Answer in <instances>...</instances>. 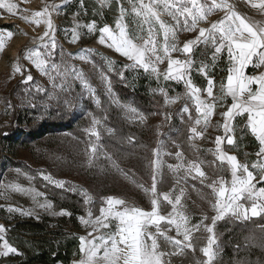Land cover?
Here are the masks:
<instances>
[{
	"label": "snow or ice",
	"instance_id": "obj_1",
	"mask_svg": "<svg viewBox=\"0 0 264 264\" xmlns=\"http://www.w3.org/2000/svg\"><path fill=\"white\" fill-rule=\"evenodd\" d=\"M22 2H27V0H22ZM100 3L101 6L107 5L109 0H100ZM252 6L264 10V0H260L258 4L253 3ZM57 7L59 6L55 4L48 5L41 11L22 16L26 22L37 26L41 23L46 25V30L39 37L40 45L33 50L26 49L27 54L24 58L45 75H49L51 70L56 72L57 76L65 77L60 85L53 83V87H60L64 90L69 67L64 64V70L61 72L62 65L50 64V59L57 48L55 28L51 19L52 11ZM0 8L6 9L10 14H16L18 11L27 12L11 0H0ZM217 10L224 11L225 16L211 23L208 28L200 27L201 23L207 22L208 17ZM133 11L136 17L142 18V22H138L141 32H143V24L149 25L146 37L140 34H130L128 26L121 22L125 12L121 8V19L116 23L118 32L105 25L99 29L101 33L99 43L105 44L107 37V40L111 42L107 46L132 61L131 67L138 66L157 80L162 77L164 81L184 83L186 92L183 97H167L163 89L160 91L166 97V105L182 98L186 99L182 112L188 113V119L192 122L189 128V141L203 138L211 118L216 114L217 107H226V110L220 113L223 123L217 126L223 129V135L215 137V149L209 150L215 156L213 164L218 173L216 179L205 184L208 176L202 168L204 161L197 159L185 164L182 152L175 153L176 158L181 162L177 165H169L170 169L177 172L183 169L185 179L187 177L200 178L201 183L211 189L214 197L211 207L216 215L211 217V225L204 224V220L209 219L206 215L202 217L199 224H191L186 207L181 203L183 189H181V195L176 196L174 200L168 193L160 194L163 201L172 206L170 212L162 214V202L157 194L156 176L153 175L151 188L144 189L146 193H152L150 210L129 204L122 198L110 196L105 199L106 206H101L99 209V216L93 219L92 212L89 211L87 219L80 217L81 223L85 227H91L92 231L88 233L90 238L79 237L80 259L74 260L72 264H171V261L166 259L167 257L182 255L185 249L195 251L193 233L199 232L201 227L209 234L206 237V246L201 248L203 255L207 258L202 264H213L216 256L213 246L217 243L214 228L217 221L229 215L237 220L247 221L251 217L264 214V186L257 187L258 184L264 185V71L255 75L246 73L249 66L257 69L264 68V25L246 21L234 11L228 0H149L148 3L138 0V3H133ZM162 14L171 17L175 23H167L161 18ZM154 23L159 25V30L154 29ZM80 27L87 28L89 32L96 30L95 21L85 25L77 23L76 28ZM197 30L198 35L195 38L188 39L182 47L179 46L178 31L196 32ZM161 34L162 42L157 39ZM6 36L11 38L13 33L7 31ZM78 39L79 33L74 28L71 42L75 43ZM4 40V33H0V50L5 47ZM209 44L214 47L213 63L217 60L218 54L225 50L229 61L227 75L219 83L218 94L215 91L217 87L215 78L208 76V65L203 61L197 71L207 77V87L201 89L191 79V71L196 63L192 58L194 50L200 45L207 47ZM40 48L44 51L41 52ZM176 52L185 58L173 57L172 54ZM79 58L86 60L87 56ZM165 61L167 67L161 71L159 65ZM14 70L21 72V66L17 64ZM71 72L75 73L78 79L82 77V73L77 72L75 68H71ZM50 79L54 78L50 76ZM32 80V75L28 74L23 82L27 83ZM84 83L88 86L86 81ZM67 87L70 88L71 85L68 84ZM37 91H43V89L38 88ZM202 92L206 93V97H202ZM228 98H231L232 102L226 106ZM187 101L194 102L197 113L194 119ZM125 107L130 113L137 114L136 108ZM245 114L244 130L250 132L260 146L255 153L257 159L251 165L241 162L236 155L229 154L222 147L224 144L235 145L234 121L237 117H244ZM166 118H170V115L166 114ZM139 119L143 121L146 117L139 114ZM97 123L99 121L94 119L93 124ZM201 125L202 128L198 130ZM90 131L92 135L99 138L95 127ZM91 151L95 153L94 145ZM89 164H91V159ZM225 170L230 173V180H226L222 175ZM44 179L51 180V177L45 176ZM56 183L57 186L63 187V182ZM9 187L15 191H24L19 185ZM247 201H251L250 206L243 203ZM39 207L48 210L52 208V204H39ZM8 211L21 210L9 208ZM21 214L32 215L33 213L21 211ZM59 214L70 215L63 210ZM173 228L176 232L175 237L167 234ZM102 229L108 231H102ZM7 231L3 225H0V256L6 257L10 253L21 254L5 238ZM93 233H98V235H93ZM181 236L182 239L177 238ZM161 241L163 245L170 246L173 250L167 251L165 247H162Z\"/></svg>",
	"mask_w": 264,
	"mask_h": 264
},
{
	"label": "rangeland",
	"instance_id": "obj_2",
	"mask_svg": "<svg viewBox=\"0 0 264 264\" xmlns=\"http://www.w3.org/2000/svg\"><path fill=\"white\" fill-rule=\"evenodd\" d=\"M75 0H27V2H22V0H11V2L18 3L20 9H26L27 12L18 11L16 14H10L6 9L0 8V33H4L5 47L0 50V132L9 128L10 126V112L12 111L13 105L21 110L20 107L23 101L28 100L27 91L35 94H41L45 89L50 92H58L60 87H53V83L60 85L62 81L65 80L63 76H57L56 72L50 70L49 75H45L40 70L36 69L32 63L25 59L26 49L33 50L40 45L39 37L43 35L46 30V25L41 23L39 26L34 23L26 22L22 19L23 15H30L36 11H41L45 6L48 5H58L55 10L52 11L51 19L53 26L55 28V39L57 42V48L54 51L51 63H56L62 65L60 71L63 72V65L66 64L69 67V73L66 78L65 87L70 84L76 83L79 86L81 93L85 98L91 97L94 103H97V95L102 93L105 94L112 103L117 107H122L127 113V117L134 121L138 118L137 114H132L128 111L126 104L120 103L115 93L112 91L110 86V79L107 76V72L112 70L114 64L120 63L122 68H126L130 71L131 76L135 78L140 72H145L140 67H131L132 61L123 57L117 53L113 48L107 45L111 43L107 40L106 43H99V38L101 33L100 28L105 25L110 26L114 31L116 29V23L121 19L120 9L125 10L123 20L121 21L128 26L130 34H140L147 36L148 24H143V32H141L138 27V22H142V18L136 17L133 11V3H138V0H109L107 5L101 6L100 0H78L77 4ZM148 3L149 0H144ZM260 0H228V3L233 6L234 11L239 15L244 17L248 22H255L259 25H264V10L257 7H253V3H259ZM224 11L217 10L213 12L207 19V22H202L200 27L208 28L211 23L222 19L225 16ZM161 18L169 24H174L171 17L166 14H162ZM95 21L96 30L89 32L87 28L80 27L76 28V24L80 25L90 24ZM154 29L159 30V25L154 23ZM76 29L79 33V39L77 42L72 43V29ZM7 31H11L13 36L7 38ZM198 35V30L196 32L178 31L177 42L179 46L182 47L183 43L188 39H193ZM47 39V38H45ZM159 41L162 42V34L157 37ZM204 46V45H200ZM198 48V47H197ZM194 50L192 58L195 60L191 71V79L193 83L204 89L207 87V77L202 73L197 71L200 66L201 60L199 56L203 54V50ZM207 58L202 60L204 64H207V72L209 77H214L216 81L215 91L218 94L219 83L224 80L227 75V68L229 67V61L227 57V51H223L218 54L215 63L212 61V55L214 53V47L209 44L207 47L204 46ZM41 52L44 51L43 48L39 49ZM87 50V51H85ZM69 54H72L69 56ZM87 56L86 60H81L80 56ZM173 57H179L184 59L179 52L173 53ZM111 62V63H110ZM19 64L21 66V72H15V67ZM167 67V62L159 65L161 71L165 70ZM71 68H75L77 72L82 73L81 78H76V74L71 72ZM264 71V68H253L249 66L246 70L247 74L255 75L259 72ZM31 74L33 77L32 81L24 83L26 76ZM50 76L54 79H50ZM154 77V76H153ZM155 78V77H154ZM156 79V78H155ZM157 80V79H156ZM200 80L205 81V85H200ZM84 81L87 82L85 85ZM160 84L163 82H172L175 86L180 85L181 90L177 91L175 88L174 95L171 97H183L186 88L183 82L176 81H164L161 77L157 80ZM255 88V86H253ZM13 93L11 94V90ZM43 89V91H37V89ZM202 97H206V93H201ZM169 97V96H167ZM166 97L164 98L165 112L160 118L153 119L155 129L152 134L155 141V148L152 152V166L154 167L153 175L156 176V186L164 182L166 186L165 190L159 192L157 189V194L159 195L162 202V214H167L171 211L172 206L163 201V193H168L170 197L174 200L176 196L181 195V189L184 190L181 203L186 207L187 214L190 217L191 224H199L203 216L209 217V219L204 220V224L211 225V217L216 215L211 207L214 203V197L211 194V189L205 186L206 183L213 179H216L218 173L216 167L213 164L215 156L213 152L209 151L215 149V137L218 135H223V129L218 128V124L223 123L220 113L226 110L225 108L217 107L216 114L211 118L209 126L204 133L203 138H195L189 141L187 137V149L188 153H183L176 149L174 152L166 148V142L163 139V132L166 124L173 120L175 117L185 118L187 120V135L189 136V128L192 124L188 119V113H183L182 108L185 106L186 99L182 98L177 100L175 103L165 104ZM231 98L226 101V106L231 104ZM187 105L192 114L193 119L197 116L195 111V105L193 101H187ZM179 107V113H176ZM166 114L170 115V118H166ZM86 120L87 132L91 134V129L95 127L96 131L99 132V124H93L94 118L89 114H84ZM246 120V114L244 117H237L234 121L235 124V145L224 144L222 147L226 152L231 155H236L241 162H247L249 165L257 159L255 153L259 150L258 141L250 134V132L244 130V123ZM183 121V120H181ZM15 128L20 129L21 127L13 122V130ZM202 128V125L198 127V130ZM92 135V134H91ZM156 150V151H154ZM176 152H182L183 161L186 164L188 161L202 160L204 161L202 168L208 176V180L205 184H202L200 178L192 179L191 177H185V172L183 169L180 171H175L169 168V165H177L181 161L175 156ZM170 153V155H169ZM11 160V162H8ZM217 164L219 162H216ZM56 165L47 164H37L36 160L31 154L18 148L14 155H9V150L7 148L6 142L0 139V225H3L7 230L14 224L16 218L29 219L34 217L37 219L40 215H50L53 217L61 216L59 213L62 211L57 210L54 207L52 200L50 199V194L52 192L51 188H63L57 186L56 182H63L55 176ZM256 171L255 169H250ZM153 175L151 176V185L153 183ZM195 175V173H193ZM222 175L226 180H230V173L225 170ZM45 176L51 177V180L44 179ZM179 180V183H177ZM10 185H19L24 191H15ZM264 185H257L261 187ZM110 197V196H106ZM113 197V196H111ZM147 197L149 200L152 198V193L147 192ZM105 198V199H106ZM119 198V197H116ZM105 199L102 201L101 205L95 207L92 203L87 202L84 208L85 219L88 218V212H92L93 219L100 215L99 209L101 206H106L104 204ZM123 199V198H122ZM129 204L141 207L139 204L135 203L132 199H124ZM51 203L52 208L45 210L39 207V204ZM246 206H250L251 201L243 202ZM151 205L145 210H150ZM9 208L19 209L21 211H30L32 215H22L21 211H8ZM142 208V207H141ZM65 212V211H64ZM230 216V215H229ZM82 217V216H80ZM79 217V221H80ZM226 216L225 218H227ZM257 217V216H256ZM224 218V219H225ZM253 218V217H251ZM223 220V219H222ZM237 220V219H236ZM221 221V220H219ZM217 221V222H219ZM243 221V220H239ZM216 222V224H217ZM81 236L88 237V233L92 231L91 227H85L81 221ZM216 226L214 232L216 234ZM154 230V229H153ZM102 231H108L103 230ZM8 232L5 234L7 239ZM170 236H176L174 228L167 233ZM93 235H98V233H93ZM209 234L201 227L199 232L193 233L194 241L193 245L200 242H204V246L207 244L206 237ZM90 238V237H88ZM182 239L181 237H177ZM218 242V240H217ZM167 251H172L170 246L163 245ZM201 247V248H202ZM201 248L198 251H193L192 249H185L182 255H173L167 257L171 261V264H202L207 258L203 255ZM216 256L214 261L218 258L217 243L213 246ZM80 252L74 260L80 259ZM1 258V256H0ZM213 261V262H214ZM72 264V263H71Z\"/></svg>",
	"mask_w": 264,
	"mask_h": 264
},
{
	"label": "trees",
	"instance_id": "obj_3",
	"mask_svg": "<svg viewBox=\"0 0 264 264\" xmlns=\"http://www.w3.org/2000/svg\"><path fill=\"white\" fill-rule=\"evenodd\" d=\"M198 50H203L199 59L205 60L204 46ZM106 74L117 100L137 109L134 121L105 94L97 95L99 103L85 98L76 83L58 92L27 91L28 100L21 103V110L13 105L10 126L0 132V139L6 142L11 156L21 148L40 166L56 165L55 176L63 180L64 187L51 188L50 199L57 210L70 215L16 218L8 227L7 240L21 254L1 256L0 264H71L79 253V217L84 215L88 200L95 207L106 196L132 199L145 209L150 205L144 189L151 188L154 170L152 134L156 124L152 120L165 112V95L160 89L171 97L174 88L179 91L182 87L172 82L160 84L147 73L140 72L133 78L120 63ZM200 85L205 81L200 80ZM84 114L99 121V138L88 134ZM139 114L146 119L140 120ZM181 120H170L162 136L169 150L188 153L190 122ZM13 122L21 128L13 130ZM93 145L95 153L91 151ZM164 186V182L159 183L158 191H164ZM216 225L218 258L213 264H264V214L247 221L228 216ZM203 245L194 244L195 250Z\"/></svg>",
	"mask_w": 264,
	"mask_h": 264
}]
</instances>
